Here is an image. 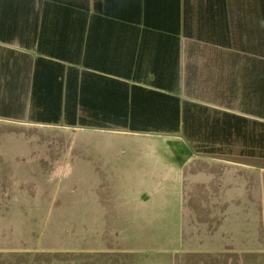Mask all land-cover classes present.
Masks as SVG:
<instances>
[{"label": "trees", "instance_id": "1", "mask_svg": "<svg viewBox=\"0 0 264 264\" xmlns=\"http://www.w3.org/2000/svg\"><path fill=\"white\" fill-rule=\"evenodd\" d=\"M235 15L226 0H0V43L19 47L0 46V115L264 159V0ZM181 36L202 43L183 70Z\"/></svg>", "mask_w": 264, "mask_h": 264}, {"label": "rangeland", "instance_id": "2", "mask_svg": "<svg viewBox=\"0 0 264 264\" xmlns=\"http://www.w3.org/2000/svg\"><path fill=\"white\" fill-rule=\"evenodd\" d=\"M95 131L0 115V264H264V159L234 150L223 202L186 181L183 205L188 142Z\"/></svg>", "mask_w": 264, "mask_h": 264}, {"label": "crops", "instance_id": "3", "mask_svg": "<svg viewBox=\"0 0 264 264\" xmlns=\"http://www.w3.org/2000/svg\"><path fill=\"white\" fill-rule=\"evenodd\" d=\"M88 1L91 5L92 0H88ZM187 2H188V5H192L193 7L196 8L197 5L203 7L205 0H187ZM226 2H227L228 8L230 9V11H232L233 17H236L235 11L238 7H241L243 9L247 8V11L251 10V15H252L253 9H255V7L257 6L258 0H226ZM246 14L249 15V13H246ZM195 42L202 44L199 41L193 40V38L181 36V40H180L181 70H183V66L185 62V55H186V52H188L187 51L188 45L195 43ZM181 87H182V81H181ZM73 128L77 129L78 127H73ZM93 130H97L95 132L107 133V134L121 131V130H101V129H93ZM122 132H125V131H122ZM132 133H134L135 135H131V136H136V137L140 135H143V136L153 135L149 133H138V132H132ZM156 135H162V136L167 137L168 139L183 140V142L186 143V141L181 135H166V134H156ZM186 146L187 147H184L185 148L184 155H181V157H178L180 159H176L175 163L170 162V165L168 167V174L171 173L172 175L173 173L174 179L176 180V182H178L181 185L183 205H184V195H185L184 194L185 193L184 184L186 181L188 183L203 184L206 188L210 187L212 189H216V188L219 189L220 191L217 197L223 202L222 194L226 190L227 185L223 184L221 182V179L223 180L224 175L228 177L232 176L236 168H238L237 164L242 163V162H238V161L230 160V159H222V158L213 157V156L197 155L192 152L191 153L189 152L190 149L187 143H186ZM156 148L157 146L155 144L152 147H150V149H152L153 151H155ZM241 168L246 169L247 167H241ZM253 168L254 167H252V165L248 166V169L252 171H253ZM260 170H264V168H260ZM165 178H167V172L165 174ZM145 197H146L145 200H140L141 203H145L149 199L148 195L147 196L145 195ZM223 218H224V210H223L222 218L220 219V221L215 227L210 228L208 225L209 221L203 220V221L198 222L199 230L206 233L209 237H214L217 227L219 226ZM215 221H216V218L213 219L214 223Z\"/></svg>", "mask_w": 264, "mask_h": 264}]
</instances>
